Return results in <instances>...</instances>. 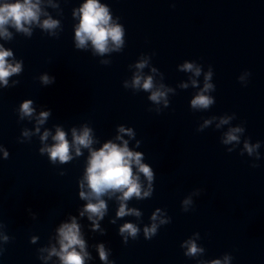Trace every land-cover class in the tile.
I'll list each match as a JSON object with an SVG mask.
<instances>
[{
	"label": "water",
	"instance_id": "1",
	"mask_svg": "<svg viewBox=\"0 0 264 264\" xmlns=\"http://www.w3.org/2000/svg\"><path fill=\"white\" fill-rule=\"evenodd\" d=\"M100 2L125 26L121 51L94 54L90 43L76 48L79 17L73 12L84 0H42L43 11L60 21L56 35L34 24L30 37L13 28L11 39L0 37L13 52L9 61L22 62L21 73L11 76L7 87L0 84V264H60L46 249L59 248L58 228L73 216L90 257L85 264H264V0ZM140 60L148 61L142 70L136 68ZM186 61L201 67V75L182 71ZM209 71L215 91L206 94L215 103L193 109L191 100ZM137 72L174 90L167 93V107L130 86ZM45 74L53 82L42 83ZM29 99L34 115L21 119L20 105ZM41 111L50 114L36 133ZM222 118L231 119L221 125ZM205 120L212 122L201 128ZM85 125L92 129L93 148L108 140L122 144L117 139L122 135L152 167L151 186L140 174L143 191L151 195L127 202L139 216L117 217L120 194L105 196L107 211L94 229L88 214L80 215L87 203L79 192L89 149L82 148L79 157L73 149V159L64 164L40 152L54 143L57 127L71 141L72 128ZM121 125L134 135L120 133ZM233 127L243 129L237 133L240 142L224 144ZM46 129L51 134L42 142ZM245 141L259 142V158L244 150ZM157 209V234L148 239L144 228ZM125 223L138 227L135 239L120 234ZM189 240L203 252L186 256ZM101 244L107 261L100 259Z\"/></svg>",
	"mask_w": 264,
	"mask_h": 264
},
{
	"label": "clouds",
	"instance_id": "2",
	"mask_svg": "<svg viewBox=\"0 0 264 264\" xmlns=\"http://www.w3.org/2000/svg\"><path fill=\"white\" fill-rule=\"evenodd\" d=\"M42 0H0V37L4 39H11L12 32L10 28L15 29L19 33L27 36L32 35V25H37L44 31L49 32L51 35H56L55 29L60 25V21L53 19L47 15L41 7ZM174 6V5H173ZM57 7V5H53ZM47 15V18L41 21V15ZM74 16L79 17V23L75 26V45L78 49H87L89 43L92 46L94 54L104 55L111 51H121L125 42V26L113 21L112 13L108 4H102L100 0H84V3L73 12ZM9 57H13L11 49H7L0 44V84L7 87L9 78L14 74H20L22 71V62H10ZM102 63H108L103 61ZM148 64L147 60H140L136 64L139 70L144 69ZM181 70L186 72H194L198 77L202 73V68L196 66L192 62H185L181 65ZM153 68L152 72L156 73ZM251 75V73H248ZM212 79V72L209 71L204 74V86L197 95L191 100V107L193 109H208L215 103V100L207 95L209 91H215V86L210 82ZM243 79V77H240ZM44 84L53 82L47 74L41 77ZM18 81H14L15 85ZM197 81L192 80L193 86L197 85ZM128 82H125V87H128ZM134 89H143L145 92H150L149 100L156 104H160L163 100L164 106H168L167 93L174 91L173 89H165L163 85L159 87L154 82L153 75L144 76L137 72L131 85ZM187 88V84L181 85ZM32 100H25L19 108L20 117H33L35 109L32 106ZM50 112L41 111L36 116V133H40V125H43L47 120ZM215 119V117H213ZM231 118H222L220 124H227ZM211 120H205L201 128L211 124ZM220 125H217L219 127ZM241 127L230 128L224 137L223 143L230 144L233 141L239 143L240 137L237 133L242 132ZM120 133H128L133 136L132 129L125 128L123 125L119 128ZM49 130H45L40 136L42 142H46L50 135ZM72 139H68L67 133L62 127H57L55 134L52 136L54 143L44 144L40 152L47 153L51 162H59L61 164L67 163L73 159V149L75 156L82 155V148L89 149L90 155L87 157V166L83 179L80 181L79 196L82 200H86L83 210L80 212L81 216L85 213L88 214V219L93 221V228L99 229V220H102L107 211V202L103 198L105 196H117L119 200V208L116 213L117 217H124L126 215L134 214L139 216L140 213L135 208H129L127 202L133 197L137 199H145L151 195V190L143 191L140 174L149 182L151 186L154 180V171L149 164L143 162L144 154L142 152L133 151L129 148L128 141L123 139L120 135L117 139L122 140L123 143H116L108 140L102 147L93 148L94 143L92 129L85 125L82 130H77L75 127L71 130ZM24 136H29V131L25 130ZM259 142L255 145L244 142V150L249 155L256 152L259 158L258 149ZM232 151V149H229ZM4 157H8V152L4 151ZM253 167L259 165L253 164ZM135 168V170H134ZM85 182L87 191H85ZM191 203L190 199L183 201L187 206ZM185 210H187L185 208ZM153 213L151 219L154 221L151 226H145V237L151 239L157 234L158 225L155 223L157 214ZM115 223V221H113ZM161 224L169 223L168 220H160ZM120 234L128 233L133 239L138 235L139 229L133 223H125L120 228ZM7 240V237H5ZM126 242V240H125ZM58 243L59 248L53 245L49 252V257H59L60 264H85L86 258L89 253L86 248V242L81 234L80 224L77 222L75 216L71 218V222H65L58 228ZM187 251L185 253L188 257H195L203 252V249L198 247L194 240L185 241ZM99 255L102 261L108 260V254L105 251L103 244L99 245ZM227 259V258H226ZM210 264H222L220 260H213Z\"/></svg>",
	"mask_w": 264,
	"mask_h": 264
}]
</instances>
